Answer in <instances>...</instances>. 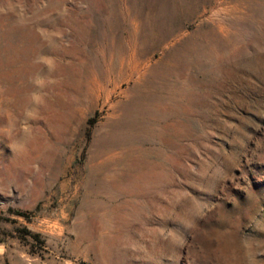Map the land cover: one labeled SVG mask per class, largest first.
Returning a JSON list of instances; mask_svg holds the SVG:
<instances>
[{"label":"rangeland","instance_id":"obj_1","mask_svg":"<svg viewBox=\"0 0 264 264\" xmlns=\"http://www.w3.org/2000/svg\"><path fill=\"white\" fill-rule=\"evenodd\" d=\"M86 262L264 264V0H0V264Z\"/></svg>","mask_w":264,"mask_h":264},{"label":"bare ground","instance_id":"obj_2","mask_svg":"<svg viewBox=\"0 0 264 264\" xmlns=\"http://www.w3.org/2000/svg\"><path fill=\"white\" fill-rule=\"evenodd\" d=\"M243 3V2H242ZM222 7V6H221ZM238 9V8H237ZM242 9V8H241ZM228 24V23H227ZM222 28V27H221ZM156 102V101H155ZM155 104V103H154ZM145 110H147V109H145ZM152 110H153V108H152ZM147 111H149V110H147ZM156 110H154V112H155ZM160 111V110H159ZM152 112V111H151Z\"/></svg>","mask_w":264,"mask_h":264},{"label":"trees","instance_id":"obj_3","mask_svg":"<svg viewBox=\"0 0 264 264\" xmlns=\"http://www.w3.org/2000/svg\"><path fill=\"white\" fill-rule=\"evenodd\" d=\"M25 230H27L28 232L30 231V229H28V228H25ZM35 235H37V234H35Z\"/></svg>","mask_w":264,"mask_h":264},{"label":"water","instance_id":"obj_4","mask_svg":"<svg viewBox=\"0 0 264 264\" xmlns=\"http://www.w3.org/2000/svg\"><path fill=\"white\" fill-rule=\"evenodd\" d=\"M85 264H91V263L86 262Z\"/></svg>","mask_w":264,"mask_h":264}]
</instances>
